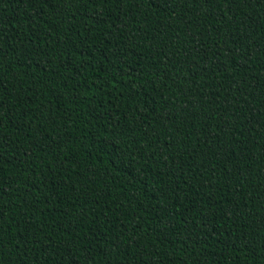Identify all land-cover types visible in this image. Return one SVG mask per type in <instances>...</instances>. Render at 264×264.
Returning <instances> with one entry per match:
<instances>
[{"label": "trees", "instance_id": "trees-1", "mask_svg": "<svg viewBox=\"0 0 264 264\" xmlns=\"http://www.w3.org/2000/svg\"><path fill=\"white\" fill-rule=\"evenodd\" d=\"M0 264H264V0H0Z\"/></svg>", "mask_w": 264, "mask_h": 264}]
</instances>
